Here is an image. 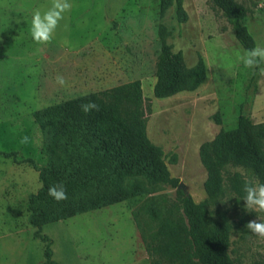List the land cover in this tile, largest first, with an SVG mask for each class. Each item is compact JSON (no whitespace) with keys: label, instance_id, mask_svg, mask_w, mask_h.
I'll list each match as a JSON object with an SVG mask.
<instances>
[{"label":"rangeland","instance_id":"rangeland-1","mask_svg":"<svg viewBox=\"0 0 264 264\" xmlns=\"http://www.w3.org/2000/svg\"><path fill=\"white\" fill-rule=\"evenodd\" d=\"M237 1L248 7L243 22L256 46L264 47V0ZM70 2L72 9L54 39L42 45L32 39L31 20L34 10L46 11L51 0H0V264H45L46 241L34 235L28 206L29 195L42 183L38 171L23 160L32 158L37 166L59 162L43 149L44 134L34 112L134 79L141 81L150 106L147 136L170 175L204 203L215 223L228 225L226 252L233 264H264V238L245 227L250 220L264 219V213L247 212L243 197L228 182L234 172L259 183L256 176L226 164L219 171L215 198L205 186L211 178L208 156L219 134L234 130L240 114L264 121V63L244 67L239 57L246 49L235 36L233 21L210 0H182V21L176 0ZM164 45L182 56L179 82L185 85L196 69L203 76L193 87L158 97L156 65ZM58 75L65 86L56 83ZM25 136L28 143L22 144ZM3 152H16L22 161ZM114 187L123 197L98 208L73 213L70 208L83 200L74 203L69 194L66 200L48 202L40 232L51 239L54 261L151 264L146 242L155 241L158 227L152 210L179 216L176 188L143 177L125 178Z\"/></svg>","mask_w":264,"mask_h":264},{"label":"trees","instance_id":"trees-1","mask_svg":"<svg viewBox=\"0 0 264 264\" xmlns=\"http://www.w3.org/2000/svg\"><path fill=\"white\" fill-rule=\"evenodd\" d=\"M210 1L233 21L239 43L246 50L255 47L256 41L243 22L248 7L237 0ZM176 9L182 21L185 18L182 0H176ZM156 66L154 94L158 97L182 87H193L203 76L202 70L196 69L185 85L182 80L179 82L182 56L170 52L166 45L160 51ZM89 100L99 105V111L87 114L81 111V104ZM149 110L141 81L134 79L34 112L44 134L43 149L59 162L37 166L32 158L23 160L38 171L42 183L29 195L28 206L29 222L36 228L34 235L46 241L45 264H59L51 258V239L40 232L48 219V202L54 201L48 195L49 187L63 184L74 203L83 200L70 208L76 213L121 199L123 193L114 187L115 182L131 177H143L152 184L176 188L175 205L181 209L179 216L152 210L158 227L155 241L146 242L151 264H233L226 252L228 225L215 223L207 215L204 203L196 202L179 179L170 175L161 152L146 133ZM213 145L207 162L211 178L205 183L211 198L217 195L219 171L226 164L245 167L259 183H264V121L254 122L250 116L240 114L236 128L220 133ZM2 155L18 161L16 152ZM246 181L239 172L228 176L230 189L241 197L245 195ZM87 189L89 194L85 192Z\"/></svg>","mask_w":264,"mask_h":264},{"label":"clouds","instance_id":"clouds-1","mask_svg":"<svg viewBox=\"0 0 264 264\" xmlns=\"http://www.w3.org/2000/svg\"><path fill=\"white\" fill-rule=\"evenodd\" d=\"M70 0H51L50 6L46 11L35 9L31 20V36L37 44L47 45L52 42L60 22L65 18V14L72 9ZM19 22V21H18ZM245 68L256 69L261 63H264V47L259 45L246 50L239 57ZM264 72V69H261ZM56 83L65 86L67 81L63 76L56 77ZM81 111L85 114L95 110L99 111V105L95 101H87L81 104ZM27 136L21 139L22 144L28 143ZM243 191L244 209L247 212L264 213V183H252L246 181ZM50 195L57 202L66 200L67 192L63 184L53 185L48 189ZM245 227L253 234L260 238H264V219H254L246 223Z\"/></svg>","mask_w":264,"mask_h":264},{"label":"water","instance_id":"water-1","mask_svg":"<svg viewBox=\"0 0 264 264\" xmlns=\"http://www.w3.org/2000/svg\"><path fill=\"white\" fill-rule=\"evenodd\" d=\"M182 184V183H181Z\"/></svg>","mask_w":264,"mask_h":264}]
</instances>
